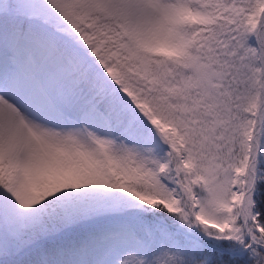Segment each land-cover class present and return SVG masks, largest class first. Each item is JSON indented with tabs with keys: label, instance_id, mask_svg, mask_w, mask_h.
<instances>
[{
	"label": "trees",
	"instance_id": "1",
	"mask_svg": "<svg viewBox=\"0 0 264 264\" xmlns=\"http://www.w3.org/2000/svg\"><path fill=\"white\" fill-rule=\"evenodd\" d=\"M185 1L199 12L167 55L134 52L124 0H49L59 21L45 0H0L14 79L86 126L102 157L59 172L31 137L34 187L18 204L25 137L2 125L0 264H264V0ZM222 185L238 241L200 230L196 211Z\"/></svg>",
	"mask_w": 264,
	"mask_h": 264
},
{
	"label": "rangeland",
	"instance_id": "2",
	"mask_svg": "<svg viewBox=\"0 0 264 264\" xmlns=\"http://www.w3.org/2000/svg\"><path fill=\"white\" fill-rule=\"evenodd\" d=\"M124 1L128 8L123 15L124 29L136 54L148 53L152 50L168 54L177 52L185 39L186 20L195 17L197 11L199 12L198 7L189 8L185 0ZM60 7L68 8L69 4L61 2ZM64 15L62 13L61 16ZM22 47L25 49L24 39L19 47L23 52ZM8 65L7 62L0 61V128L4 125L6 129L13 131L16 129V124H21L26 129L23 134L24 150L17 157L18 176L14 185L17 203L22 204L21 197L24 191L34 187L35 177L30 161L34 149L29 133L41 140L40 147L45 148L42 151L48 154L53 168H58L59 172L62 168L67 174L69 172L72 175L79 174L91 166V163L101 166L102 157L95 149L94 142L90 140L88 130L77 120L57 116L56 112L31 90L28 83L18 82L12 75L6 77ZM82 67L81 65L80 68ZM11 115L16 122L12 126L14 122L10 119ZM227 194V185H222L217 194L202 201L196 211L200 220L204 222H201V232L214 241L242 239V230L238 224H235L228 211L230 208L237 209V205L229 200ZM241 199L242 208L246 211L248 199L246 192L241 194ZM183 215L187 218L188 214L184 211ZM187 224L192 230V224L190 222ZM250 237L254 240L251 235Z\"/></svg>",
	"mask_w": 264,
	"mask_h": 264
}]
</instances>
